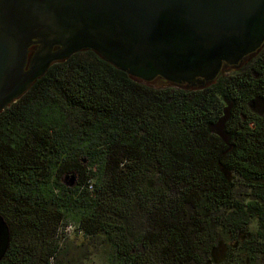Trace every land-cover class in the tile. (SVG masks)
<instances>
[{"label":"trees","instance_id":"16d2710c","mask_svg":"<svg viewBox=\"0 0 264 264\" xmlns=\"http://www.w3.org/2000/svg\"><path fill=\"white\" fill-rule=\"evenodd\" d=\"M256 103L264 46L196 87H153L92 50L52 64L0 113V264H52L70 222L109 264H264ZM229 105L225 143L211 127Z\"/></svg>","mask_w":264,"mask_h":264},{"label":"water","instance_id":"95a60500","mask_svg":"<svg viewBox=\"0 0 264 264\" xmlns=\"http://www.w3.org/2000/svg\"><path fill=\"white\" fill-rule=\"evenodd\" d=\"M263 46L264 0H0V113L85 50L144 83L182 88ZM231 108L211 127L225 143Z\"/></svg>","mask_w":264,"mask_h":264},{"label":"rangeland","instance_id":"374dc122","mask_svg":"<svg viewBox=\"0 0 264 264\" xmlns=\"http://www.w3.org/2000/svg\"><path fill=\"white\" fill-rule=\"evenodd\" d=\"M253 60L254 59L244 62L238 68L231 70L228 74L231 73V75H234L248 70ZM151 86L157 88L167 85L162 83V80H158L152 82ZM255 111L262 115L264 113V105L262 103H256ZM77 179L78 178H76L75 185ZM70 183L71 180H65L66 185ZM91 184L93 183L91 182ZM252 228L255 230L256 225H253ZM59 241L61 244V251L58 257L52 261V264H109L103 244L98 241L86 239L82 233L77 231V226L73 222L69 223L68 228H65V226L62 227L59 233ZM66 252L70 254L67 256Z\"/></svg>","mask_w":264,"mask_h":264},{"label":"flooded vegetation","instance_id":"af4514ba","mask_svg":"<svg viewBox=\"0 0 264 264\" xmlns=\"http://www.w3.org/2000/svg\"><path fill=\"white\" fill-rule=\"evenodd\" d=\"M254 57H255V54L253 55V56H250V57H248L247 59H245L241 64H243L244 62H248L249 60H251V59H254ZM240 64V65H241ZM240 65H238V66H224L223 67V70H222V72L221 73H223V74H225V75H231V73L230 74H228L231 70H233V69H235V68H238ZM221 73L219 74V76L221 75ZM218 76V77H219Z\"/></svg>","mask_w":264,"mask_h":264},{"label":"built area","instance_id":"2783aa9c","mask_svg":"<svg viewBox=\"0 0 264 264\" xmlns=\"http://www.w3.org/2000/svg\"><path fill=\"white\" fill-rule=\"evenodd\" d=\"M92 188H93V186L91 185V186H90V189H92Z\"/></svg>","mask_w":264,"mask_h":264}]
</instances>
